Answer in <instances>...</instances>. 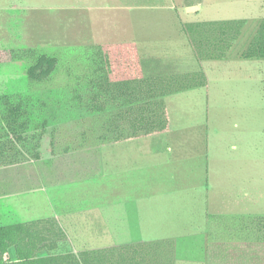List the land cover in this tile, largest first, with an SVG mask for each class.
<instances>
[{"label": "rangeland", "instance_id": "1", "mask_svg": "<svg viewBox=\"0 0 264 264\" xmlns=\"http://www.w3.org/2000/svg\"><path fill=\"white\" fill-rule=\"evenodd\" d=\"M263 17V0H0V96L23 101L28 119L20 142L0 121L1 204H17V219L72 214L89 205L99 209L100 219L103 208L105 216L106 153L113 146L99 136L97 115L106 111L105 99L97 97L91 106L95 98L88 85L99 45L176 38L184 22L238 18L245 24L228 52L236 59ZM39 53L55 57L57 65L48 78L30 80L27 69ZM246 61L240 58L209 72L215 104L206 116L218 127L216 140L222 137L226 144L217 142L218 149L231 153L242 141L258 153L256 175L243 176L248 187L256 179L255 196L253 191L234 192L240 177L234 172L222 175L224 164L209 174V195L213 201L225 198L227 212L264 210V80L249 81L246 69L239 67ZM218 88L227 90L226 97H220ZM3 110L0 104V118ZM186 113L194 120L201 111ZM114 146L115 151L123 149L122 144ZM165 175L163 168L162 184ZM256 219L264 217L220 219L224 225L217 240L209 239V233L203 236V219H193L201 233L194 240L173 239L175 264H264V225ZM168 221L161 219L163 226ZM170 221L172 227L178 222ZM183 230L177 235L186 234ZM59 245L55 253L72 249L65 241ZM5 258H13L11 248Z\"/></svg>", "mask_w": 264, "mask_h": 264}, {"label": "trees", "instance_id": "2", "mask_svg": "<svg viewBox=\"0 0 264 264\" xmlns=\"http://www.w3.org/2000/svg\"><path fill=\"white\" fill-rule=\"evenodd\" d=\"M244 24L245 20L238 18L181 23L184 44L180 48L161 40L99 45L88 85L89 94L95 98H91V106L98 103L97 97L106 103V111L99 109L97 115L100 139L118 141L167 130L165 98L205 87L211 68L216 66L243 58L249 61L239 67L246 69L247 77L264 80V17L239 58L228 56ZM56 65L55 57L39 53L28 67L27 76L44 80ZM0 104L4 108L0 118L4 130L20 142L28 124L24 102L1 95ZM256 220L264 225V219ZM219 231H207V237L217 240ZM65 240L55 217L0 225V264H175L171 238L55 253ZM10 248L13 258L7 260L5 254ZM41 251L45 254L39 255Z\"/></svg>", "mask_w": 264, "mask_h": 264}, {"label": "crops", "instance_id": "3", "mask_svg": "<svg viewBox=\"0 0 264 264\" xmlns=\"http://www.w3.org/2000/svg\"><path fill=\"white\" fill-rule=\"evenodd\" d=\"M182 37L180 30L176 38L133 41H168L180 48L184 44ZM252 77H249L251 83L258 82ZM216 92L220 97H226L225 88H218ZM214 93L208 81L205 87L167 96V130L107 143L113 146V150L106 153L105 216L103 208L100 211L103 218L100 219L97 217L99 209L89 205L83 211L72 214L59 212L55 217L65 232V242L72 246L71 251L76 253L82 248L119 246L162 238L194 240L200 231L194 229L193 221L196 220L193 219H203L201 228L204 236L207 231L217 233L220 230L222 224L219 219H233L235 215H264V210H258L259 207L255 211L227 212L225 198L217 197L213 198L217 201H213L209 195V174L212 175L222 164L227 167L222 170V175L234 172L240 177L235 182L237 189L234 192L245 190L248 195L253 191L255 196L258 191L256 179L254 185L248 187L243 177L252 173L256 175V150L253 151L248 144L243 145L242 141L232 146L234 152L226 153L218 149L217 142L226 144L222 137L216 140L218 127L206 116L211 105L215 104ZM192 109L201 111L197 119L191 120L186 113ZM115 144H122L123 149L115 151ZM253 145L256 147V142ZM231 166L233 169H230ZM163 168L166 175L162 184L160 171ZM187 189L189 192L185 195ZM14 206L7 208L0 201V225L34 220L17 219V204ZM161 219H169L167 225L163 226ZM170 219H177V224L175 222L173 227L169 225ZM179 219L187 221L179 222ZM185 224L189 225L186 230L179 229ZM180 230L186 231V234L177 235Z\"/></svg>", "mask_w": 264, "mask_h": 264}]
</instances>
